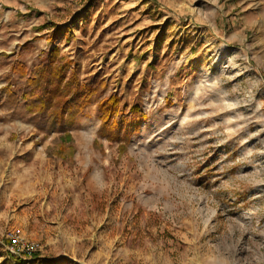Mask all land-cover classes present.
I'll use <instances>...</instances> for the list:
<instances>
[{
  "label": "rangeland",
  "instance_id": "374dc122",
  "mask_svg": "<svg viewBox=\"0 0 264 264\" xmlns=\"http://www.w3.org/2000/svg\"><path fill=\"white\" fill-rule=\"evenodd\" d=\"M37 34L147 118L70 163L0 95V264H264V0H0V60Z\"/></svg>",
  "mask_w": 264,
  "mask_h": 264
},
{
  "label": "trees",
  "instance_id": "16d2710c",
  "mask_svg": "<svg viewBox=\"0 0 264 264\" xmlns=\"http://www.w3.org/2000/svg\"><path fill=\"white\" fill-rule=\"evenodd\" d=\"M49 40L54 41L55 36L52 35ZM29 48L30 44L23 42L19 51ZM10 72L16 73L19 79H25V82L18 92L11 88L10 83L2 85L0 95L4 103L10 109H16L20 99H23L28 112L39 113L36 127L43 128L45 135L57 132L53 143L46 148L47 154L62 156L70 163L75 151L71 128L93 101L97 106L96 116L100 119L97 133L117 141L119 153L127 149L132 135L140 130L147 118V113L139 105L133 104L129 108L121 105L122 98L115 90L99 97L104 80H82L78 63L58 45L43 51L35 65L27 67L21 61L13 63ZM94 144H98L97 139H94ZM10 254L16 260H21L20 253Z\"/></svg>",
  "mask_w": 264,
  "mask_h": 264
},
{
  "label": "crops",
  "instance_id": "0c3cea01",
  "mask_svg": "<svg viewBox=\"0 0 264 264\" xmlns=\"http://www.w3.org/2000/svg\"><path fill=\"white\" fill-rule=\"evenodd\" d=\"M34 31V30H33ZM32 31V32H33ZM45 32H47V31H45ZM44 32V33H45ZM45 35H46V33H45ZM44 35V36H45ZM41 36V34H37V37H39V38H37L36 37V39L35 40H33L32 42H31V48L33 49V48H39L40 50L42 49H49L52 45H51V43L50 44H46V40H47V38L46 37H44V40L42 41V38L40 37ZM20 43H22V42H20ZM28 51H22V52H20V53H11L10 55H9V58H8V60H0V62H3L4 63V65H5V67H6V72H10V66L13 64V63H15V62H18V61H21L22 63H24L27 67H30V66H32V65H35L36 63H38L39 62V59H40V57L39 58H37V60H35V61H31L30 59H31V54H29V53H27ZM40 52V51H39ZM40 55H42L41 53H40ZM27 61H30L29 63L27 62ZM15 77V79H17V80H20V81H22V85L20 86V87H17V88H15L14 86H13V84L11 85V88L13 89V90H15V91H19L20 90V88L21 87H23V85H24V82H25V79H19L18 78V75L16 74V73H11V78L12 77ZM82 78V77H81ZM82 80H88V79H85V78H82ZM90 81H92V79H90ZM9 82V81H8ZM7 82V83H8ZM10 83V82H9ZM4 84H6V83H4ZM4 84H2V85H4ZM1 85V86H2ZM0 86V87H1ZM103 96V95H102ZM99 97H101L100 95H99ZM23 106L24 107V101H23V99H20V101H19V104H18V107L19 106ZM91 105H95L96 106V103L95 102H92L90 105H88L87 107H86V109H85V111H84V114L83 115H79L78 116V118H83V117H85V115H86V113L87 112H90L89 111V108H90V106ZM96 112V109H95V111H94V113ZM77 118V119H78ZM99 126V125H98Z\"/></svg>",
  "mask_w": 264,
  "mask_h": 264
},
{
  "label": "bare ground",
  "instance_id": "6f19581e",
  "mask_svg": "<svg viewBox=\"0 0 264 264\" xmlns=\"http://www.w3.org/2000/svg\"><path fill=\"white\" fill-rule=\"evenodd\" d=\"M94 125H95V123L93 122L91 125L88 126V128H89V129H90V128H93ZM84 143H85V141H84V140H81L80 144H84Z\"/></svg>",
  "mask_w": 264,
  "mask_h": 264
}]
</instances>
